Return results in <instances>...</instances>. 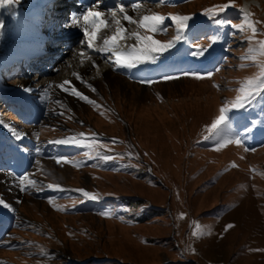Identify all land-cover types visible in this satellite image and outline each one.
Instances as JSON below:
<instances>
[{
	"label": "rangeland",
	"instance_id": "1",
	"mask_svg": "<svg viewBox=\"0 0 264 264\" xmlns=\"http://www.w3.org/2000/svg\"><path fill=\"white\" fill-rule=\"evenodd\" d=\"M76 2L57 0L52 8L61 13L60 5L78 8ZM141 2L139 12L132 8ZM226 3L229 8L218 18L238 24L247 9L257 22L256 39L264 40V0H115L101 9L108 19L100 34L112 35L109 9L123 5L133 20L152 13L168 17L166 31L149 33L162 42L176 35L170 14L191 15L188 39L165 52L158 64L134 70L106 62L110 53L98 55L95 43L86 48L83 33L66 43L59 33L42 29L44 37L56 36L47 49L60 43L69 48L48 52L43 60L35 57L27 67L18 63L19 72L11 74L5 52L20 49L6 44L15 29L5 26L9 10H0V197L12 206H0V264H264L259 251L264 249V98L228 114L222 135L240 134L243 145L217 150L209 131L219 109L264 60L241 59L249 55L245 37L250 32L217 26L204 14L205 8ZM122 17L117 14L127 34L118 44L128 47L136 43L129 33L137 24ZM69 29L58 32L66 37ZM213 34L223 39L203 57L191 55L194 45L209 44ZM54 59L62 63L57 71ZM185 70L212 75L185 76ZM165 75L176 78L165 80ZM64 81L96 103L63 91ZM25 88L32 90L22 101L6 99V91ZM10 127L25 133L23 139L16 140ZM77 133L84 134V143H50ZM93 133L95 140L89 139ZM16 148L23 156L17 157ZM103 155L114 158L105 161ZM60 157L73 163L58 164ZM78 161L83 164L77 166ZM8 173L28 176L42 190H21ZM81 188L101 199H83L75 191ZM197 224L204 235H192ZM228 224L234 227L225 230Z\"/></svg>",
	"mask_w": 264,
	"mask_h": 264
},
{
	"label": "snow or ice",
	"instance_id": "2",
	"mask_svg": "<svg viewBox=\"0 0 264 264\" xmlns=\"http://www.w3.org/2000/svg\"><path fill=\"white\" fill-rule=\"evenodd\" d=\"M20 0H0V10L8 9L9 11H13L15 6H18ZM163 3L164 0H161ZM231 2V0H230ZM230 6L229 3L215 5L210 8L204 9V14L208 16L212 22L217 26H225L231 24L233 29L240 30L245 33H251V35H247L245 39L250 42V46L248 48V57H241V59L250 58L252 60H256L258 57H264V40H257L255 34L257 32L256 21L250 19V14L247 9H244V19L241 23L234 24L230 20L218 18L220 13L224 12ZM132 8L136 9L137 12L140 10V5L133 3ZM109 12L113 21V32L112 35L106 36L103 40V46L96 48V51L99 53H110V55L106 56V62H112L114 67H126V68H136L138 65L145 64L146 62L155 63L160 60L161 56L165 52H169V50L175 48L181 41L187 40L188 35L187 32L191 31L189 27V21L192 20L191 15H180V14H170V19L174 23L176 28V35L162 42L160 40L154 39L152 35L149 33L155 32H164L166 31L165 20L168 17L161 15L159 13H152L149 15H143L138 20H133L131 16L127 14L123 5H118L115 9H109ZM118 13H123V19L127 20L129 23L137 24V29L130 32L129 36L134 37L136 43L124 47L118 44L119 40L124 39L125 29L120 22V19L117 18ZM104 14L100 11H93L91 7L87 8L80 14L73 13L71 16V25H79L86 36V45L88 48H94V40L97 37V33L102 25L106 24L104 19L101 17ZM83 21V23H81ZM4 26V21L0 19V32H2ZM147 29V31L142 32L141 29ZM235 35V33H233ZM223 39L221 34H213L209 37L210 43L207 45H194V51L191 52L193 56L203 57L205 53L213 46V44L217 43ZM91 59V57H89ZM240 67H245V65L241 64ZM260 71L252 77H247L245 80L241 82V87L237 90L238 95L232 100H227L224 105L219 109V114L216 115L215 119L212 121L209 131L213 133V137L217 139V150L220 148L235 143L237 145L244 144V137L240 134L229 132L227 135H222L224 132V125L229 121V113L233 109H243L246 107H251L254 102H256L257 97L264 98V60H261L259 63ZM182 75L188 76L191 75L196 78H203L204 75L211 76V72L201 73L199 70L191 71L185 70L182 71ZM78 75V74H77ZM165 80L174 79L176 77L165 75L163 77ZM151 82V81H146ZM70 81H64L59 87L63 89L65 92H71L73 96L78 97L81 100L87 101L90 104H95L94 100H91L88 96H86L83 92H80L75 89V87H65V85L70 84ZM90 88L92 87L90 84L88 85ZM32 89L28 88L25 91H31ZM95 91V88H92ZM59 114V113H58ZM0 124H3V121H0ZM246 131L251 132V128H247L245 126ZM9 130L13 134V136L17 140H22L25 136V133L17 131L14 127H10ZM206 139L212 137H205ZM89 139L95 140V133H93L92 137ZM85 136L83 133H77L75 136H69L63 139H57L55 141H51L50 143L55 144H82L84 143ZM90 148H93V145H89ZM39 151V149H37ZM245 151H248L245 148ZM97 155L100 153L97 151ZM132 153L129 152V156ZM91 158V157H89ZM103 160L108 161L112 160L114 157L111 155H103L101 157ZM65 161L67 163H73V161L68 160L65 157H60L57 159V163L59 164L61 161ZM37 163H39L37 161ZM77 166L83 164V161L76 162ZM232 166H237L234 162ZM255 171V169H253ZM9 176H12L14 180H18V187L21 190H26L27 187H32L36 191H41L37 185V181L34 179H29L28 176L17 177L15 173H8ZM50 188H60L58 184H49ZM63 190V189H61ZM75 191L82 194L83 199L85 200H99L101 196L99 194L92 193L90 191H86L85 189H76ZM51 202V201H50ZM0 206H4L6 208H11L12 206L7 204L2 197H0ZM15 211V209H13ZM104 216H111L113 213L109 211H104L101 213ZM185 214L181 213V217ZM124 219V217H121ZM195 223V222H194ZM234 227L232 224H228L226 229H230ZM205 233L201 230V226L197 224V230L192 233L193 236H201ZM210 234V232L208 233ZM195 251V249H191ZM259 251H264V249H259ZM46 254V253H45Z\"/></svg>",
	"mask_w": 264,
	"mask_h": 264
},
{
	"label": "bare ground",
	"instance_id": "3",
	"mask_svg": "<svg viewBox=\"0 0 264 264\" xmlns=\"http://www.w3.org/2000/svg\"><path fill=\"white\" fill-rule=\"evenodd\" d=\"M23 0H20L18 6H15L13 11H9V15L7 16V19L5 20V26H13L15 31L13 32L12 36H8L10 30L8 31V38L5 37V41L7 38V42L9 45H13L14 48L17 47L20 50L16 49L15 52H5L7 54L4 58L8 59V62L4 63L5 67H8L9 72L8 73H14L19 72V68L17 67V64L20 63L22 65L26 64L29 66L30 64H33L32 59L35 57H38L37 60L45 58L46 54L53 50V51H59L68 49L69 46H65L66 44H51V48L47 49L45 48L48 43L50 42L51 38H54L55 36L52 34L45 33V36L43 35L42 29H52L55 33H59L58 39L62 41H66V43H69L70 40L78 36V34L83 33L84 35V43L86 41V36L84 34V31L82 28L78 27V25H69L71 22V16L73 13H77L78 9H84L91 7L93 11H100L101 9H107L109 6L115 2V0H69V1H77L75 4H80L78 8L72 7L71 4H63L60 5L59 8L63 9L61 13L55 12L56 10L52 8V6L57 2V0H24V2H27L28 4H23ZM31 4V5H30ZM74 4V3H73ZM145 3L141 2L139 5L142 6ZM30 5V7H29ZM27 6V8H25ZM23 7V8H21ZM52 8V9H49ZM75 10H74V9ZM26 9V10H25ZM8 13V9H4ZM50 10L52 13H49ZM147 10V9H146ZM73 12V13H72ZM101 19H104L105 21L108 19V15H103ZM83 23V21H81ZM70 28V34L69 36L63 37L61 32H58L61 28ZM125 33V32H124ZM127 34V33H125ZM110 35V33H109ZM107 36V34H100L99 31L97 33V37L94 40V43L101 47L103 46V40ZM133 42V41H132ZM132 42H129V46L132 45ZM123 43V42H121ZM5 44V45H6ZM87 48V45H84ZM13 48V49H14ZM49 50V51H47ZM70 52V51H68ZM82 52L85 54V51L82 50ZM95 53L98 55L106 56V53H99L96 51ZM61 54V53H60ZM86 55V54H85ZM18 57V58H17ZM20 57V58H19ZM98 57V56H97ZM97 57H91V58H97ZM49 58V56H48ZM43 60V59H42ZM53 62L57 64V67L55 71L58 70V68L61 67L62 63L57 61V59H54ZM150 62H146L145 64L138 65L140 68H147L149 66ZM155 67L158 65H154ZM111 67V65H110ZM148 75V73H146ZM159 75L158 78H160V73H155ZM175 75V74H172ZM155 76V75H154ZM146 78V77H145ZM27 89V88H25ZM10 91L5 92L6 99L10 101H16L17 99H20L22 101L23 97L26 96L28 91H18L17 93L11 92L12 94L8 93ZM25 114V113H23ZM20 131L21 130H17ZM2 141L4 140L3 134L1 135ZM0 139V140H1ZM17 140V139H16ZM0 141V145H3V142ZM19 148V146H16ZM15 150L17 157L23 156L22 150ZM25 156V153H24Z\"/></svg>",
	"mask_w": 264,
	"mask_h": 264
}]
</instances>
